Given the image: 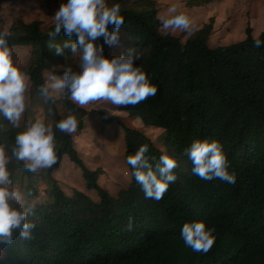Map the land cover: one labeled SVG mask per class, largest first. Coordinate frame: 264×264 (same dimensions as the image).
Listing matches in <instances>:
<instances>
[{
  "label": "trees",
  "instance_id": "trees-1",
  "mask_svg": "<svg viewBox=\"0 0 264 264\" xmlns=\"http://www.w3.org/2000/svg\"><path fill=\"white\" fill-rule=\"evenodd\" d=\"M116 2L124 17L118 30V35H126L124 50L134 46L142 53L134 63L150 76L157 91L135 105H118L125 116L104 112L101 116L122 126L126 157L141 144L148 145L150 157L165 151L174 155L176 179L160 199L146 198L128 165L129 184L112 195L98 183L102 169L88 168L71 134L54 128L57 161L41 169L48 186L46 199L33 203L32 238L14 239L2 249L0 264H264V30L254 36L248 26L243 39L212 47L207 42L211 22L182 41L161 31L156 0H109ZM54 23L43 27L38 19L17 18L7 29L11 47L29 48L25 71L32 98L53 124L62 118L56 106L59 99L73 112L84 110L63 93L45 103L36 92L46 70L60 64L75 68L68 48L57 55L46 46ZM67 38L61 32L54 40L62 43ZM256 39L260 46L254 45ZM98 42L103 44V39ZM137 117L142 126L163 130V148L143 128L124 121ZM19 130L0 127V142L13 143ZM194 138H215L223 144L235 183L203 180L191 173L183 149ZM64 155L81 169L88 188L96 190L97 201L78 189L68 195L51 177ZM9 168L13 183L26 177L27 193L39 194L35 185L39 172L24 169L14 158ZM193 219L216 229L207 252L193 251L180 236L182 224Z\"/></svg>",
  "mask_w": 264,
  "mask_h": 264
},
{
  "label": "clouds",
  "instance_id": "clouds-1",
  "mask_svg": "<svg viewBox=\"0 0 264 264\" xmlns=\"http://www.w3.org/2000/svg\"><path fill=\"white\" fill-rule=\"evenodd\" d=\"M177 9V4L169 5V15L161 18L163 28L190 30L192 17ZM120 13L121 4L118 2L62 0L53 15L55 23L47 33L46 46L57 55L68 48L75 54L76 68L65 67L61 74L54 73L37 86L36 92L45 103L54 102L58 91L77 105L96 100L111 105H135L156 93L157 87L150 76L140 64L134 63L142 56L136 47L129 46L112 56L103 54V45L98 38L103 39V44L118 43V30L124 22ZM61 32L68 38L57 43L54 37ZM261 43L259 39L254 41L255 46ZM20 63L13 57L8 30L0 27V127L6 120L12 128L21 129L15 133L13 143L0 142V249L16 238L31 239L36 223L32 218L35 216L34 205L24 199V194L13 183L10 158L32 172L51 167L57 161L54 128L72 133L78 123L77 114L69 111L55 124L37 115L25 120L21 128V117L28 101V74ZM48 111L51 112V108ZM147 152L148 145L141 144L126 157V162L131 166V177L139 184L144 196L158 200L169 183L176 179L173 169L177 160L166 151L158 158L150 157ZM183 152L191 161V173L197 177L235 183L236 174L229 170L224 146L218 139L194 138ZM215 232V227L203 219L187 221L180 228L184 244L196 252L210 249L216 239Z\"/></svg>",
  "mask_w": 264,
  "mask_h": 264
},
{
  "label": "rangeland",
  "instance_id": "rangeland-1",
  "mask_svg": "<svg viewBox=\"0 0 264 264\" xmlns=\"http://www.w3.org/2000/svg\"><path fill=\"white\" fill-rule=\"evenodd\" d=\"M158 4V16L160 18L169 15L167 9L169 5L175 3L178 5V11H186L192 17V27L190 30L183 29H165L161 26L162 32H170L185 41L193 32L202 28L207 23H212L211 31L208 35V44L212 47L229 44L241 40L246 35L248 26L252 29V34L258 36L264 30V0H215L202 5H190L189 0H156ZM62 0H4L0 6V27L8 29L12 22L17 18L25 21L38 19L43 27H48L55 22L54 13L58 9ZM126 35L119 34L118 43L114 45H103V54L112 56L124 51ZM14 59L20 60V67L25 70L29 61L28 47H12ZM75 62V54H71ZM65 65H55L51 70L45 71V80L54 73L61 74ZM62 92H56L55 98H59ZM28 97L27 107L21 117V125L29 118H35L37 115L46 118L43 109L39 103L33 101V86L28 77V88L26 90ZM59 113L63 116L72 111L63 100L56 101ZM83 111L74 112L77 114V127L71 134L74 145L84 162L90 168H101L102 172L98 176V183L107 189V191L116 195L120 188L126 187L130 181V172L126 162L124 130L122 126L114 120H106L101 116L105 114L119 113L122 116L127 115L125 110L118 109V105H111L107 101H90L85 105H78ZM111 109V112L108 109ZM120 110V112H117ZM123 111V112H121ZM129 125H135L143 128V131L163 148L161 138L162 129L152 126H142L140 118L134 120H124ZM136 122V123H135ZM3 126H10L6 120L2 122ZM142 126V127H141ZM40 175L35 179V185L39 194L30 196L27 193L28 179L25 177L14 185L24 194L26 201L35 203L37 200L46 199V189L48 182L44 178L41 169L37 170ZM51 177L56 180L58 185L67 193L72 195L73 189H78L88 194L93 200L97 201L99 196L95 189L88 188L85 179L82 176L81 169L64 155L60 165L53 169ZM5 256V252L0 249V258Z\"/></svg>",
  "mask_w": 264,
  "mask_h": 264
},
{
  "label": "crops",
  "instance_id": "crops-1",
  "mask_svg": "<svg viewBox=\"0 0 264 264\" xmlns=\"http://www.w3.org/2000/svg\"><path fill=\"white\" fill-rule=\"evenodd\" d=\"M117 112H120V110H117ZM121 112H123V111H121ZM116 114H119V113H116Z\"/></svg>",
  "mask_w": 264,
  "mask_h": 264
}]
</instances>
